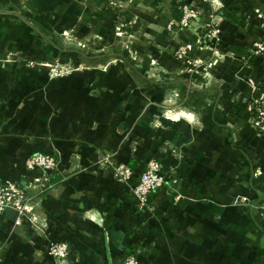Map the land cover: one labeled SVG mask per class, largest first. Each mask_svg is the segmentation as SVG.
Returning a JSON list of instances; mask_svg holds the SVG:
<instances>
[{
    "label": "crops",
    "instance_id": "1",
    "mask_svg": "<svg viewBox=\"0 0 264 264\" xmlns=\"http://www.w3.org/2000/svg\"><path fill=\"white\" fill-rule=\"evenodd\" d=\"M185 1L0 0V181L26 192L38 222L0 218L2 264H54L47 239L68 245L66 264H121L140 245L142 264H264V137L247 117L264 99V58L248 52L264 0L204 5L179 29ZM197 38L187 74L172 53ZM36 153L57 159L50 184L24 168ZM149 160L176 170L154 215L112 168Z\"/></svg>",
    "mask_w": 264,
    "mask_h": 264
},
{
    "label": "built area",
    "instance_id": "2",
    "mask_svg": "<svg viewBox=\"0 0 264 264\" xmlns=\"http://www.w3.org/2000/svg\"><path fill=\"white\" fill-rule=\"evenodd\" d=\"M109 6H116L120 2L127 0H105ZM219 0H190L189 3H183L179 6L181 18L175 23L177 28L186 29L191 22L197 20L203 14V6L208 5L211 8L219 6ZM172 25L168 27L171 28ZM258 28L261 31L260 36L255 39L248 52L258 58H264V10L260 12ZM207 39V46L217 47L221 43V30L217 27L211 28L204 35ZM203 42L197 38L192 43L178 45L172 53V59L175 62L185 63L186 73H191L194 66L199 65V61L189 62V54L193 50H202ZM248 127L255 135L264 137V99H252L247 108ZM101 165L109 164L107 157L99 159ZM25 170L28 172L39 170L42 174L36 181L41 184L49 183V177L57 168V159L54 155L36 153L25 158L23 162ZM113 178L122 188L128 190L135 200L136 211L144 210L150 215L156 213V207L152 203V196L160 188L168 183L176 182L175 168H169L166 172L161 171L159 163L155 160H149L144 169L139 173L134 172L125 165L113 166ZM50 186V185H49ZM26 192L20 190L12 181H0V218L6 212H15V225L38 224L36 218L27 217L28 210L25 205ZM45 228V224H39ZM46 230V229H45ZM44 254L49 257L54 264H66L69 255V247L65 242L47 239L43 248ZM146 252L143 245L136 247L122 260L121 264H142L139 258ZM0 264L2 260L0 258Z\"/></svg>",
    "mask_w": 264,
    "mask_h": 264
},
{
    "label": "trees",
    "instance_id": "3",
    "mask_svg": "<svg viewBox=\"0 0 264 264\" xmlns=\"http://www.w3.org/2000/svg\"><path fill=\"white\" fill-rule=\"evenodd\" d=\"M187 2V0L185 1V3ZM187 3H189V2H187ZM215 13H220V15L221 16H223V17H227V18H232L233 17V14H234V12L232 11V10H224V9H218ZM50 183H52L51 182V176L49 177V184Z\"/></svg>",
    "mask_w": 264,
    "mask_h": 264
},
{
    "label": "rangeland",
    "instance_id": "4",
    "mask_svg": "<svg viewBox=\"0 0 264 264\" xmlns=\"http://www.w3.org/2000/svg\"><path fill=\"white\" fill-rule=\"evenodd\" d=\"M1 12H5V11H3V10H1ZM66 71H68V70H62V72H60V73H55V75H62V74H64Z\"/></svg>",
    "mask_w": 264,
    "mask_h": 264
},
{
    "label": "water",
    "instance_id": "5",
    "mask_svg": "<svg viewBox=\"0 0 264 264\" xmlns=\"http://www.w3.org/2000/svg\"><path fill=\"white\" fill-rule=\"evenodd\" d=\"M12 215L14 216L15 215V212H12Z\"/></svg>",
    "mask_w": 264,
    "mask_h": 264
}]
</instances>
